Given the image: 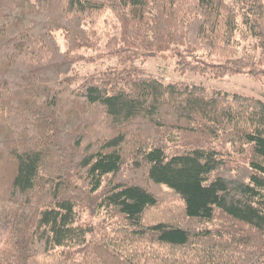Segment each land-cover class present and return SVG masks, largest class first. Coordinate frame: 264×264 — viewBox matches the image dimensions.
<instances>
[{
    "label": "trees",
    "instance_id": "obj_1",
    "mask_svg": "<svg viewBox=\"0 0 264 264\" xmlns=\"http://www.w3.org/2000/svg\"><path fill=\"white\" fill-rule=\"evenodd\" d=\"M105 12L110 55L264 74V0H0V264H264V103L129 70L76 84ZM151 187L179 206L150 217Z\"/></svg>",
    "mask_w": 264,
    "mask_h": 264
},
{
    "label": "rangeland",
    "instance_id": "obj_2",
    "mask_svg": "<svg viewBox=\"0 0 264 264\" xmlns=\"http://www.w3.org/2000/svg\"><path fill=\"white\" fill-rule=\"evenodd\" d=\"M94 34L90 49L83 51V61L74 67L72 76L75 77L76 84L81 83L86 77L98 71H112L121 73L129 70L135 72L139 77H149L157 79L164 84H180L183 86H202L209 94L223 92L237 94L245 97L255 98L264 103V74L258 72L257 76L244 73L225 75L217 78L209 72L204 58L206 54L195 61L193 66L199 68V72L205 67L203 74L198 72H181L177 64V57L171 52L165 54H144L140 53L132 60H127L122 55H110L109 52L118 45L119 29L118 25L109 12H105L96 18L93 25L88 26ZM57 42L65 48L64 36L61 33L55 35ZM96 38V39H94ZM239 43V41H237ZM240 47H251L252 41L246 40L239 43ZM198 58V54H196ZM99 132L102 134V130ZM124 178V177H123ZM151 190L159 199V206L151 211L150 217L159 215L161 209L166 212L170 208L179 206L178 198L164 187H151ZM12 207L9 204L0 202V249L3 246L7 234V224L12 215ZM93 219L95 217L92 215ZM41 264H44L42 259Z\"/></svg>",
    "mask_w": 264,
    "mask_h": 264
}]
</instances>
